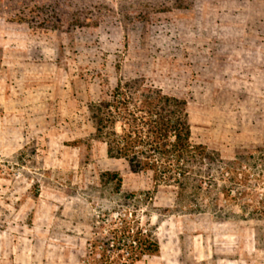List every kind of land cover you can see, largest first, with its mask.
<instances>
[{
  "label": "rangeland",
  "instance_id": "rangeland-1",
  "mask_svg": "<svg viewBox=\"0 0 264 264\" xmlns=\"http://www.w3.org/2000/svg\"><path fill=\"white\" fill-rule=\"evenodd\" d=\"M243 40L264 0H0V233L64 201L85 264H264V49ZM41 72L57 101L30 127L9 84ZM132 79L186 101L203 154L177 183L95 136L91 105Z\"/></svg>",
  "mask_w": 264,
  "mask_h": 264
},
{
  "label": "trees",
  "instance_id": "trees-1",
  "mask_svg": "<svg viewBox=\"0 0 264 264\" xmlns=\"http://www.w3.org/2000/svg\"><path fill=\"white\" fill-rule=\"evenodd\" d=\"M90 112L95 136L106 144L109 157L157 169L164 183H177L186 172L181 159L202 157V149L190 143L186 101L142 79L118 82ZM134 239L137 246L144 245L141 238Z\"/></svg>",
  "mask_w": 264,
  "mask_h": 264
},
{
  "label": "crops",
  "instance_id": "crops-1",
  "mask_svg": "<svg viewBox=\"0 0 264 264\" xmlns=\"http://www.w3.org/2000/svg\"><path fill=\"white\" fill-rule=\"evenodd\" d=\"M239 45L241 51L249 46L257 49L256 54L264 49V41L255 44L243 40ZM236 56L233 58L236 64L249 62L251 58L259 60ZM12 82L9 84L8 109L17 107L23 114V121H27L30 127L35 124L37 112L42 111L44 118L49 116L52 103L57 101L52 74L30 73ZM61 204L54 206L40 200L28 211L26 207L19 208L14 217L17 221H7V226L0 233V264H85L82 260L83 233L71 224L67 225V209L64 201ZM71 228L74 232L67 231Z\"/></svg>",
  "mask_w": 264,
  "mask_h": 264
}]
</instances>
